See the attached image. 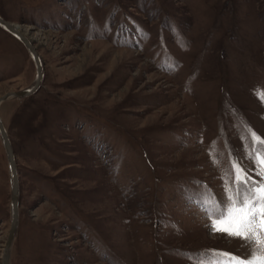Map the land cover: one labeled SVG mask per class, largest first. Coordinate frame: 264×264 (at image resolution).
Listing matches in <instances>:
<instances>
[{
	"label": "rangeland",
	"instance_id": "rangeland-1",
	"mask_svg": "<svg viewBox=\"0 0 264 264\" xmlns=\"http://www.w3.org/2000/svg\"><path fill=\"white\" fill-rule=\"evenodd\" d=\"M0 16L43 64L37 91L0 103L19 174L10 264L249 254L198 197L224 198L236 158L261 180L247 126L264 138V0H0ZM35 77L0 26V95ZM10 194L0 137V264Z\"/></svg>",
	"mask_w": 264,
	"mask_h": 264
},
{
	"label": "snow or ice",
	"instance_id": "snow-or-ice-1",
	"mask_svg": "<svg viewBox=\"0 0 264 264\" xmlns=\"http://www.w3.org/2000/svg\"><path fill=\"white\" fill-rule=\"evenodd\" d=\"M247 127L250 129L253 148L251 160L255 164V173L261 177V180L255 181L247 175L253 169L236 158V162L227 172L228 183L234 187H225L224 198L219 199L207 188H204L198 198L206 218L212 217L208 225L210 229L240 239L250 248V252L245 257L220 250L189 253L186 257L189 264H193V261L196 264H264V138L251 130L250 125ZM218 159L219 155H217Z\"/></svg>",
	"mask_w": 264,
	"mask_h": 264
},
{
	"label": "water",
	"instance_id": "water-1",
	"mask_svg": "<svg viewBox=\"0 0 264 264\" xmlns=\"http://www.w3.org/2000/svg\"><path fill=\"white\" fill-rule=\"evenodd\" d=\"M0 26L15 36L28 50L36 65V77L31 85L18 90H8L0 95V103L12 97H24L34 93L40 86L43 79V64L42 60L30 39L19 30L12 22L7 21L0 16ZM0 137L6 153L9 173H10V201H11V222L5 245L2 253V264H10L11 243L17 228L18 223V204H19V174L13 145L9 133L4 125L0 114Z\"/></svg>",
	"mask_w": 264,
	"mask_h": 264
},
{
	"label": "bare ground",
	"instance_id": "bare-ground-1",
	"mask_svg": "<svg viewBox=\"0 0 264 264\" xmlns=\"http://www.w3.org/2000/svg\"><path fill=\"white\" fill-rule=\"evenodd\" d=\"M14 25H15V24H14ZM15 26L19 29V27H18L17 25H15ZM19 30H20V29H19ZM39 87H40V86H39ZM39 87L37 88V90L39 89ZM37 90H36V91H37Z\"/></svg>",
	"mask_w": 264,
	"mask_h": 264
}]
</instances>
